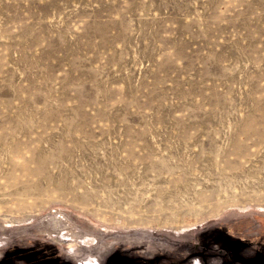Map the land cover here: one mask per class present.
Segmentation results:
<instances>
[{
    "label": "rangeland",
    "instance_id": "1",
    "mask_svg": "<svg viewBox=\"0 0 264 264\" xmlns=\"http://www.w3.org/2000/svg\"><path fill=\"white\" fill-rule=\"evenodd\" d=\"M0 150V264L264 245V0H0Z\"/></svg>",
    "mask_w": 264,
    "mask_h": 264
},
{
    "label": "flooded vegetation",
    "instance_id": "2",
    "mask_svg": "<svg viewBox=\"0 0 264 264\" xmlns=\"http://www.w3.org/2000/svg\"><path fill=\"white\" fill-rule=\"evenodd\" d=\"M240 231V230H237ZM228 232V233H227ZM232 232H236L234 231L233 227L231 228V230H225V229H221L219 231H217L218 235L216 237H213V235H215V232L210 233L209 235H212L213 238H215V241H212V243H214L213 245H211V243H209L208 245H205V247H207V250L203 249V248H196L192 243H186L187 247H186V251H183V254H189V260L185 261L184 264H187L192 258H199L201 264H234L235 260L239 261L240 264H254V261H252L254 259V256L256 254H258L257 256H262L264 257V245L260 244L261 239L259 238V246L256 244L255 248L250 247L249 246V242L244 240L243 238H239V234L236 233V236L234 237L233 235H231ZM242 232V231H241ZM227 235H226V234ZM223 237H226V239H222ZM206 238V237H205ZM210 238L208 237L207 240H209ZM224 240V241H222ZM231 240V241H230ZM216 243V245H215ZM228 243V244H227ZM204 245V244H202ZM210 246V247H209ZM191 249V250H190ZM226 249H230L231 251H235L238 252L241 255V258L239 259H229L227 254ZM262 251V252H261ZM227 255V256H225ZM117 256H121L120 254H115L113 255L110 259H113L114 257ZM177 257H170L168 260H170V262L174 261L175 258ZM211 258V259H210ZM212 258H220V261L218 260L217 262H212ZM158 260H160V258L157 259H153L152 260V264H160L161 262H158ZM166 261V260H165ZM63 262H56V264H62ZM66 263V261H65ZM173 263V262H172ZM171 263V264H172ZM174 264V263H173ZM256 264V263H255Z\"/></svg>",
    "mask_w": 264,
    "mask_h": 264
},
{
    "label": "bare ground",
    "instance_id": "3",
    "mask_svg": "<svg viewBox=\"0 0 264 264\" xmlns=\"http://www.w3.org/2000/svg\"><path fill=\"white\" fill-rule=\"evenodd\" d=\"M14 138H15V137H14ZM18 138H19V136H18ZM22 139H23V138H22ZM49 139H50V138H49ZM49 139H48V141H49ZM63 139H64V138H63ZM23 141H25V140H23ZM49 142H51V141H49ZM11 143H12V142H11ZM8 144H9V143H8ZM8 144H7V145H8ZM34 144H35V143H34ZM50 144H52V143H50ZM50 144H48V145H50ZM10 145H11V144H10ZM54 146H55V145H54ZM4 147H5V146H4ZM31 147H32V146H31ZM34 147H36V146H34ZM49 147H50V146H49ZM51 147H53V146H51ZM1 148H2V147H1ZM9 148H11V147H9ZM9 148H8V149H9ZM53 148H54V147H53ZM3 149H5V148H3ZM15 150H16V151H15L13 157H14V158H22V153H21L19 150H17V149H15ZM26 150H27V149H26ZM46 150H47V148H46ZM51 150H52V149H51ZM0 151H2V150H0ZM32 151H33V150H32ZM42 151H44V150H42ZM7 152H8V150H7ZM37 152H38V151H37ZM48 152H49V151H48ZM1 153H3L5 156H7L4 152H1ZM8 154H9V153H8ZM34 154H35V153H34ZM25 155H26V154H25ZM44 155H45V154H44ZM28 156H29V155H28ZM13 157H12V158H13ZM41 157H42V156H41ZM43 157H45V156H43ZM46 157H47V156H46ZM7 158H9V157L7 156ZM65 158H66V157H65ZM3 159H4V157H3ZM5 159H6V158H5ZM44 159H45V158H44ZM46 159H47V158H46ZM41 160H42V159H41ZM62 160H63V159H62ZM67 160H68V159H67ZM13 161H15V160H13ZM18 161H19V160H18ZM1 162H2V160H1ZM3 162H5V160H3ZM3 162H2V163H3ZM15 162H16V161H15ZM65 162H66V161H65ZM20 163H21V162H20ZM60 163H62V162H60ZM0 164H1V163H0ZM17 164H19V163H17ZM58 164H59V163H58ZM24 165H25V163H24L22 166H24ZM41 165H42V164H41ZM44 165H45V164H44ZM32 166H33V165H32ZM32 166H31V167H32ZM35 166H36V165H35ZM39 166H40V165H39ZM59 166H60V165H59ZM59 166H58V168H59ZM78 167H80V166L77 165V168H78ZM35 168H36V167H35ZM75 168H76V165H75ZM77 168H76V170H77ZM16 169H17V167H16ZM21 169H22V168H21ZM61 169H62V168H61ZM78 169H79V168H78ZM24 170H25V169H24ZM24 170H23V171H24ZM59 170H60V169H59ZM43 171H44V170H43ZM43 171H41V172H43ZM53 171H54V170H53ZM63 171H64V170H63ZM73 171H74V170H73ZM54 172H56V171H54ZM61 172H62V170H61ZM78 172H79V171H78ZM23 173L25 174V171H24ZM27 173H28V172H27ZM59 173H60V172H59ZM61 174H62V173H61ZM58 175H59V174H58ZM24 176H25V175H24ZM24 176H23V174H22L21 177H24ZM68 176H69V173H68ZM21 177H20V178H21ZM60 177H62V176H60ZM69 177H70V176H69ZM24 178H26V177H24ZM24 178H23V179H24ZM29 178H30V177H29ZM42 178L44 179V177H42ZM54 178H55V177H54ZM56 178H57V177H56ZM58 178H59V177H58ZM23 179H22V180H23ZM70 179H72V178H70ZM32 180H33V178H32ZM54 180H55V179H54ZM54 180H53V181H54ZM15 181H16V180H15ZM18 181H19V179H18ZM42 181H43V180H42ZM27 182H28V180H27ZM43 182L47 183V182L45 181V179H44ZM14 183H15V182H14ZM17 183H18V182H17ZM33 183H34V181H33ZM35 183L37 184V182H35ZM35 183H34V184H35ZM44 186H45V185H44ZM46 186H47V185H46ZM46 186H45V187H46ZM22 187H23V185H22ZM38 187H39V186H38ZM15 190H17V189H15ZM43 190H44V189H43ZM21 194H22V193H21ZM11 197H12V196H11ZM13 197H15V196H13ZM16 197H17V195H16ZM16 197H15V198H16Z\"/></svg>",
    "mask_w": 264,
    "mask_h": 264
},
{
    "label": "crops",
    "instance_id": "4",
    "mask_svg": "<svg viewBox=\"0 0 264 264\" xmlns=\"http://www.w3.org/2000/svg\"><path fill=\"white\" fill-rule=\"evenodd\" d=\"M224 229V228H223ZM222 229V230H223ZM213 232H215V236H213V237H216L217 235H218V233H217V231H213ZM222 239H226V237H223ZM210 242H212V241H209L208 243H210ZM202 244H204L205 245V242L204 243H202ZM186 247H187V245L186 244H184L183 246H181L180 248L179 247H175L173 250H172V252H176V254H179V251H186ZM210 247V246H209ZM182 249V250H181ZM134 255H136V256H133V255H131V256H133V258H130V254H128V257H125V258H127V259H135L134 260V264H152V261H151V263H149V262H147V261H143V260H141V258L140 257H138V256H140V254H134ZM139 258V259H138Z\"/></svg>",
    "mask_w": 264,
    "mask_h": 264
},
{
    "label": "trees",
    "instance_id": "5",
    "mask_svg": "<svg viewBox=\"0 0 264 264\" xmlns=\"http://www.w3.org/2000/svg\"><path fill=\"white\" fill-rule=\"evenodd\" d=\"M63 262V261H62ZM63 264V263H62ZM69 264V263H68Z\"/></svg>",
    "mask_w": 264,
    "mask_h": 264
}]
</instances>
